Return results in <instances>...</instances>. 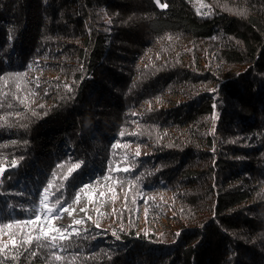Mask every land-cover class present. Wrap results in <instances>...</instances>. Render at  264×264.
<instances>
[{"label": "trees", "instance_id": "1", "mask_svg": "<svg viewBox=\"0 0 264 264\" xmlns=\"http://www.w3.org/2000/svg\"><path fill=\"white\" fill-rule=\"evenodd\" d=\"M205 6L0 0V264H264V0ZM53 172L52 221L84 185L82 201L127 183L130 204L106 228L21 246L38 232L14 222L35 218ZM150 191L167 193L158 208L137 196Z\"/></svg>", "mask_w": 264, "mask_h": 264}, {"label": "rangeland", "instance_id": "2", "mask_svg": "<svg viewBox=\"0 0 264 264\" xmlns=\"http://www.w3.org/2000/svg\"><path fill=\"white\" fill-rule=\"evenodd\" d=\"M193 4L198 13H204L206 11V0H192ZM28 76L32 79H36L38 81H44L48 77H51L52 74L49 71H38L31 69L28 72ZM40 98V94L36 95L33 98L34 103H38ZM1 174V173H0ZM104 192V196L100 197L99 193ZM131 188L128 187L127 183H114V182H106L101 184V189L97 192L95 196L92 197L91 201L86 199L84 201L79 200L78 202H71L67 211H64L62 216L56 218L52 221L57 227L61 229L68 228L69 226L74 225V220L81 219L82 223L85 226L90 225H100L106 228V223H108L111 218H113V213H115L119 208H123L131 201ZM137 196L142 197L143 201L153 200V204H155L154 208H158L159 198L167 197V193H161L159 191H150V192H142L137 193ZM81 209H86L85 211H81ZM145 209L147 206L143 202H136L135 210H137L139 215L140 225L145 221ZM160 211V210H159ZM71 213V215H69ZM160 213L163 214V211ZM91 217V219H89ZM94 221L96 223H94ZM45 225L47 224L44 223ZM149 226L157 227L156 223L149 220ZM5 235L0 234V240L4 239Z\"/></svg>", "mask_w": 264, "mask_h": 264}, {"label": "snow or ice", "instance_id": "3", "mask_svg": "<svg viewBox=\"0 0 264 264\" xmlns=\"http://www.w3.org/2000/svg\"><path fill=\"white\" fill-rule=\"evenodd\" d=\"M156 2L158 3V0H156ZM25 73H15L12 74L9 78L10 79H23V77L25 76ZM17 88L20 87L19 84L16 85ZM18 102L20 104H24L25 100L27 99L25 98H19L17 97ZM123 135V133H122ZM133 135H135V133H133ZM120 145L119 144H115L113 145V148H119ZM125 147H127L125 145ZM139 150L136 151L135 155H139ZM15 166V162H13V165ZM80 164H73L71 167L68 168V175H71L76 169L80 168ZM58 168H64L65 165H58ZM129 169L125 168L123 169V171H128ZM5 171V169L3 167H0V173H3ZM111 171V170H110ZM57 173L53 172L52 176H53V180H49L47 183V186L43 188V192L39 193V209L37 214H35V218L29 221H15V225L17 226V228L19 229L20 226L23 224L25 226H32L34 231H37L38 234L35 235L34 237L32 236H28L25 240L21 241V246H31L33 243L36 244L37 248H47L49 246L51 247H56L57 243L59 241H63V240H67L70 238L71 235L76 234L78 235L79 232L78 230H76L75 228H73L72 232H69L67 228L61 229L60 227H57L55 225L52 224V220L51 218H49L51 216V214H53L54 212L59 213L60 209L58 208V206L61 205V200L59 198L56 199L55 203L52 206H49V204L47 203L49 200V197L51 195H53V193L51 192V189L54 187V183L53 181L56 178ZM68 176L65 175L62 177V180H67ZM109 177L105 176L104 180H108ZM57 187V191H59L60 189H62L64 187L63 183H60L59 185H56ZM86 189H89V185H84V187H82L78 193H76V201L74 202H78L81 199V193H83L85 196L88 195V192L86 191ZM100 197L104 196V192H100L99 193ZM89 201H91L92 197L89 196ZM67 208H63V211H67ZM81 211H85L86 209H81ZM145 212L147 213V209H145ZM41 213L43 214L45 220L47 221V227H45L44 224L40 223L41 222ZM69 215H71V213H69ZM89 219H91V217H89ZM82 221L81 220H74V225H79L81 224ZM94 223H96L94 221ZM98 226V225H97ZM13 227V224H5L3 225V228H7L10 229ZM72 227V226H69ZM65 233H67V235H65ZM115 235V233H113ZM15 234H11L10 239L12 238V236H14ZM13 246H16V242L13 239L12 240ZM8 246L7 243H5L4 245L0 246V251H2L4 248H6ZM33 255H36V253H32ZM54 255L55 260H60L62 259V257L58 256V255Z\"/></svg>", "mask_w": 264, "mask_h": 264}]
</instances>
